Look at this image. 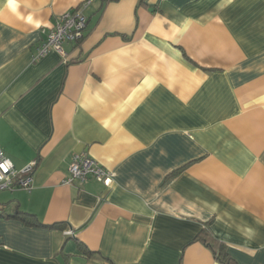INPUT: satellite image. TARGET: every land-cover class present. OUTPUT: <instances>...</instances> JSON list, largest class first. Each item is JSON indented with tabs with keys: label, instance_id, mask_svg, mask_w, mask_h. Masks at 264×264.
Listing matches in <instances>:
<instances>
[{
	"label": "crops",
	"instance_id": "obj_1",
	"mask_svg": "<svg viewBox=\"0 0 264 264\" xmlns=\"http://www.w3.org/2000/svg\"><path fill=\"white\" fill-rule=\"evenodd\" d=\"M84 1L0 0V147L36 163L0 214L64 224L0 218V264H227L206 234L264 264V0H95L37 58ZM75 154L112 186L64 184Z\"/></svg>",
	"mask_w": 264,
	"mask_h": 264
},
{
	"label": "built area",
	"instance_id": "obj_2",
	"mask_svg": "<svg viewBox=\"0 0 264 264\" xmlns=\"http://www.w3.org/2000/svg\"><path fill=\"white\" fill-rule=\"evenodd\" d=\"M94 1L85 0L77 8L62 14L46 33L37 58H43L50 52H57L66 60L68 54L64 49V44L73 43L77 45L83 40L87 28L86 11ZM35 167L36 163L19 171L0 147V193L5 190H30L33 185L32 174ZM114 177V172L104 168L87 154H75L70 165V176L64 180V184L68 185L74 182L83 184L96 181L106 188H110L114 182ZM66 235L73 236L74 232L68 230Z\"/></svg>",
	"mask_w": 264,
	"mask_h": 264
},
{
	"label": "trees",
	"instance_id": "obj_3",
	"mask_svg": "<svg viewBox=\"0 0 264 264\" xmlns=\"http://www.w3.org/2000/svg\"><path fill=\"white\" fill-rule=\"evenodd\" d=\"M13 213L8 214L7 216H4L3 214H0V218H5V219H18L23 221L24 223H35V225L39 226V227H43V228H55V227H63L64 224L63 223H58V224H53V225H45L43 223H41L37 217L34 214L31 213H27L24 212L22 210L19 209L18 206H14L13 207ZM201 240L203 241V243L210 247L213 251L215 256L217 257V259L226 262L227 264H233L232 260L229 258V255L226 253V246L221 243L218 242L217 240H215L214 238H211L209 235H205L201 238ZM82 245H79L80 248Z\"/></svg>",
	"mask_w": 264,
	"mask_h": 264
},
{
	"label": "rangeland",
	"instance_id": "obj_4",
	"mask_svg": "<svg viewBox=\"0 0 264 264\" xmlns=\"http://www.w3.org/2000/svg\"><path fill=\"white\" fill-rule=\"evenodd\" d=\"M6 192H9V190L2 191L1 193H6Z\"/></svg>",
	"mask_w": 264,
	"mask_h": 264
}]
</instances>
